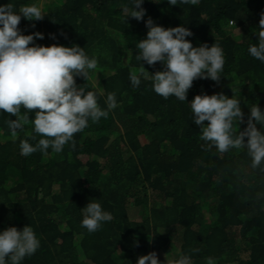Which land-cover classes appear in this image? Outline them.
<instances>
[{
    "label": "trees",
    "instance_id": "16d2710c",
    "mask_svg": "<svg viewBox=\"0 0 264 264\" xmlns=\"http://www.w3.org/2000/svg\"><path fill=\"white\" fill-rule=\"evenodd\" d=\"M10 2L17 8L42 4L44 18H22V34L43 33L35 41L42 46L84 47L97 68L88 80L76 77L77 85L102 93V108L109 93L118 101L107 118L90 121L74 135L75 146L30 156H22L19 145L41 138L31 123L39 109L21 107L19 115L29 120L15 135L7 121L16 117L0 112V231L31 225L41 241L22 264H137L151 252L164 257L161 264H174L182 255L191 264H208L209 258L213 264H264V164L253 169L243 148L209 149L188 104L196 95L235 93L244 113L242 122H234L236 134L247 128L250 107L258 104L264 111V63L248 53L259 39L255 30L264 0H144L142 21L126 18L129 0L0 5ZM149 18L165 28L188 27L194 47L218 43L225 58L220 81L195 79L186 101L156 94L150 79L133 87L130 72L148 71L150 77L163 70L161 62L135 59ZM93 199L113 219L89 233L81 227V209Z\"/></svg>",
    "mask_w": 264,
    "mask_h": 264
},
{
    "label": "clouds",
    "instance_id": "9594fccd",
    "mask_svg": "<svg viewBox=\"0 0 264 264\" xmlns=\"http://www.w3.org/2000/svg\"><path fill=\"white\" fill-rule=\"evenodd\" d=\"M153 2L159 3V0ZM143 3L144 0H129L131 7L125 6L123 9L126 18L142 21L146 15ZM168 3L177 5L178 0H168ZM180 3L195 5L199 0H180ZM42 7V4H25L17 8L12 2L0 5V112L16 117L7 121L15 135L17 130H23L29 120L27 115H19L21 107L26 112L39 109L35 111V119L31 123L34 133L41 138L35 144L28 139L21 140L19 147L22 156H30L37 151L47 154L49 148L60 153L70 142L75 146L76 133L88 127L90 121L98 123L101 118H107L109 111L118 107L114 92L107 95V107L102 108L98 103V95L102 93L88 90L87 84L77 85L76 77L88 80L89 73L97 68L96 58L89 57L84 47L42 46L35 41L44 39L43 33L22 34L18 27L21 19H43ZM146 27L149 29L147 38L139 41L135 59L152 66L161 62L163 70L151 73L150 77L148 71H141L140 75L130 72L133 87L140 86L141 78L150 79L156 94L165 99L174 96L186 101L195 79L220 81L225 58L218 43L211 47L206 43L194 47L187 39L193 33L183 25L165 28L149 18ZM255 31L259 39L249 45L248 53L264 63V13ZM51 38H55L54 34H51ZM141 66L145 69L142 63ZM188 104L193 122L201 130L200 138L209 149L215 147L220 153H225L233 148H243L251 157L253 169L264 164V111L258 104L250 107L247 128L239 134L234 132L233 125L234 122L243 121L244 113L235 93L231 98L224 93L196 95ZM245 137H248L247 142ZM31 139L36 140V136ZM96 201L91 200L81 209V227L89 233L96 232L105 222L113 219L112 213L104 210L101 203ZM40 244L31 225L22 230L15 226L7 227L0 231V264H22L26 257L37 252ZM137 264L161 262L157 253L151 252L140 256ZM174 264H191V257L182 255ZM208 264H213L211 258Z\"/></svg>",
    "mask_w": 264,
    "mask_h": 264
},
{
    "label": "rangeland",
    "instance_id": "374dc122",
    "mask_svg": "<svg viewBox=\"0 0 264 264\" xmlns=\"http://www.w3.org/2000/svg\"><path fill=\"white\" fill-rule=\"evenodd\" d=\"M95 85H98V82L94 81ZM158 255V259L161 261V258H162V261H164V257H160V254H157Z\"/></svg>",
    "mask_w": 264,
    "mask_h": 264
}]
</instances>
